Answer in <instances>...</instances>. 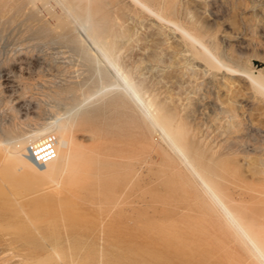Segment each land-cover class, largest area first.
Here are the masks:
<instances>
[{
    "label": "rangeland",
    "instance_id": "rangeland-1",
    "mask_svg": "<svg viewBox=\"0 0 264 264\" xmlns=\"http://www.w3.org/2000/svg\"><path fill=\"white\" fill-rule=\"evenodd\" d=\"M11 3L13 5L9 3L1 5L0 13L6 11L3 10L4 6L8 10L10 6H13L9 12H6L10 14V11L14 10L15 14L12 12L11 16L15 20L18 16L16 14L20 13L22 14L20 16H24L26 19L18 16L24 20H19L18 18V21H15L12 17L10 18L9 14V17H7L6 12L5 15H3L4 12L0 14V16L2 15L0 17V168L3 169L4 157L2 155L4 153L1 149L5 141L11 140L12 137L16 138L22 135L23 132L30 131L35 127L50 124L59 116L64 117L70 126V122H73V124L77 122L71 128V133H73L72 135L75 139L76 151L66 159L67 163L70 162L67 166L68 168H70L71 164L73 165L68 174L59 169H54V171L52 169L46 172L37 169V167L29 168L25 171L28 178L25 175L24 179V173L18 177L19 179L17 178L16 182L18 183L14 181V185L18 188H16L18 191L13 189L12 183L9 186L10 183H7L8 180H6L2 170H0V264H30L31 262L33 264H69L68 261L64 262L66 258L62 259L61 257V260L57 257L63 256L62 254L66 250L67 253L70 252L67 248L72 249L74 245H77L78 248L79 244H76L79 241L78 239H82V242L79 241V243H82V247L80 245L82 249L78 248V251L81 252L77 253L76 247L74 249L77 251V254H81L77 255L74 252L75 250H73L74 255H76L74 257L79 259V261L76 259L78 262H80V256L83 252L84 256V254L91 252V250L93 251V253L91 252L92 255L88 253L87 256H82L81 261L86 264H104L101 261L103 255L105 261L109 259L111 261L115 256V251L121 252V250H117L118 248L122 249L120 244H111L106 239L104 229H100L110 222L106 221L110 220L106 210H103L100 203L95 204V201H88L83 198L82 193H80V197L79 192H77L78 186L74 183L78 178V173L76 174L77 167L82 162V158L85 157L87 160H83L82 163L86 165L89 177L93 180H98L103 185H107L115 179L136 178L139 180L138 192L140 193L141 191L139 199L142 201L140 200L138 214L141 218L151 220L152 223L150 225L151 230L148 228L147 231L144 229V231H140L138 243L140 242L139 245L145 248L150 245L149 241H156L153 243V248L162 251V258L158 264H264V260L258 256L259 252L257 250L254 249V251L253 247L242 243L243 238H245L242 233L237 234V239H234L232 233L228 232V234L221 231L215 226V223H212V216L203 212L200 200L194 199V201L191 199L193 200L191 201L186 198L189 189L185 184L184 177L187 176V171L181 164L176 163L178 160L175 157L168 159L171 150L169 151L165 140L159 137L161 132L153 129L150 122L140 113V108H138L139 106L136 105V102L130 99L123 90L124 87L123 89L119 88L118 85L123 86V84L116 70L109 63L102 60L100 55L91 48L92 46H90L89 42H81L80 39H77L84 35V32H82L84 30L71 21L66 22V25H56V28L54 27L55 25L53 26L55 23L52 24V21H48L53 26L50 29L51 26L47 22L44 12L43 14L35 9L31 10L33 7L28 2H22L26 6L19 1L18 3L17 1ZM21 4L26 8L20 6ZM204 4L205 6H203ZM204 4H202L201 8L195 7L193 3H190L191 8L198 11L202 16V20L203 22L205 21L204 24H206L208 30L214 33L215 43L220 49L218 51L219 53L221 52L220 54L223 53V55H220L223 57L221 58L232 66L251 65L257 70L261 68V74L264 75V0H212ZM28 7L30 8L28 9ZM19 10L20 13H18ZM28 11L32 12L29 13ZM36 14L38 15L36 16ZM28 15L31 19L33 18L32 21L30 17L28 19ZM40 15H42V18ZM38 16L39 19L36 18ZM120 16L123 21H126L127 32L124 37L118 40L121 43L118 45H120L121 51L123 47L127 48L123 49V53H120L118 50L119 56H117L118 52L115 53L114 56L118 62V66L120 65L121 70L128 72L129 75L131 73L130 77L132 76L136 84L140 83L137 88L140 87L141 89L138 88L139 91L143 90V94H146V96H143L145 100L148 98L150 102L153 101L152 107H159L158 109L161 114L164 113L163 115L172 119L174 128L179 127V133L181 132L183 136L181 137L182 141L186 143L187 147H191L194 152L196 151L197 156L209 155L212 148L214 150L215 147L216 149L222 147L218 149L220 153L217 154L221 158L218 157L217 164L227 167L235 173L236 177L238 176L236 187L233 189V197L237 200L236 205L238 203L242 204L238 205L239 209L242 210L241 213L246 210L243 215L240 214V210L238 214L248 216L246 218L257 221L258 224L252 226L250 230L254 234L262 236L264 240V219H262L264 218V158L262 159L264 156V97L257 90L258 94L254 88V90L252 89L251 84H248L246 78H240L239 76H232L231 78L228 75L223 76L222 73L220 74L216 71L212 73L211 71L213 70L207 69L208 67L201 64L189 52L187 53L189 56L187 54L184 55L185 52H179L178 50L181 46L179 45L178 47L180 42L178 43L179 40H177L178 37L175 33H170L168 38L166 35L164 37V34L157 29L158 27L152 19L136 20L123 12H120ZM4 17H7V20ZM35 18L36 20H34ZM145 25H148L147 29ZM129 34L132 36L129 37ZM158 35L163 37L159 36L162 40H160L161 42L154 38H157ZM217 40L219 44H217ZM145 41H148L147 45ZM172 44L173 46L170 49ZM120 47L118 48L120 49ZM159 48L163 51L162 54ZM160 54L163 56L161 57ZM233 57L234 59H232ZM140 59L144 60L141 61ZM140 63L142 64L140 65ZM205 67L206 69H204ZM214 73H218V76ZM149 141H152V144ZM205 142H207V147L209 146L208 148L210 149L206 147ZM218 144L220 145L217 147ZM150 147H152L151 149L154 148L155 151L153 152ZM91 151L98 154L91 155L88 158L86 155ZM224 155L227 157L225 158ZM172 156L174 155L172 154ZM256 156H260L262 161L260 157L258 160ZM249 158H251L252 162L248 161L250 160ZM167 161L170 162L168 163ZM253 161L258 163H254ZM172 162H175V164ZM251 163L253 167H251ZM176 164L180 168H176ZM162 165L170 171L168 169L167 171L166 169L161 170L164 169ZM169 165L173 166L170 167ZM110 169H113V171ZM173 169L175 170L173 171ZM176 169L178 170L176 171ZM175 171L177 173L180 171L178 174L182 176L176 177ZM182 172H185V175ZM27 173H31L30 176ZM155 174L157 175L156 178ZM31 175L33 176L32 179ZM172 176H174V186L169 185L167 187V185H164L161 187L164 180ZM158 179L162 184L157 182ZM61 183H68L67 185L71 186H61ZM20 184L21 188H24V191L23 188H20ZM57 186L61 190L64 189L65 192L69 191V189L70 191L74 189L76 191H72L74 194L70 191L67 192L72 194L70 196L71 194L68 195L62 190L63 194L61 192V195L64 196H61L59 195V191L61 190ZM247 187L251 188L248 189ZM25 188H32L33 192ZM51 189H55L54 191L58 193H55ZM48 190L54 193H50ZM40 191H44L45 194L42 192L43 195H41ZM14 192H21L18 193L19 198ZM46 192L47 194L49 192L50 196L46 195ZM22 193L26 197L27 195L30 197L25 199V195ZM39 194L41 201L36 200ZM42 196H44L46 205L43 204ZM65 196L68 197L64 198L63 201L62 198ZM59 197H62V200H58L57 198ZM79 198L83 200V203H81L82 200H78ZM49 199L55 200L56 203L54 201L50 203L52 200ZM75 199H77V202H75ZM65 200L68 206H70L69 204H73L71 205L72 208L82 206L81 208L79 207L80 210H78V207L74 208L78 212L75 210L77 216H74L73 219L81 222L82 225L89 223V226H92L93 223V228L95 229L91 233L82 235L81 232H78L80 236L77 235L78 233L72 234L73 240H71V236L63 227V224L68 222H66V219L62 220L64 219L62 216L69 208L70 212L72 210L75 213V211L71 206L68 208ZM34 201H37V203ZM19 204L21 208L25 206L27 209H21ZM82 204L84 206H89L90 204L87 207L89 212ZM30 205L31 207H29ZM40 205H42L43 209ZM32 207L34 209L36 207V209H31ZM45 207L48 209H45ZM65 207L67 208L66 211ZM37 208L38 211H44L45 209L44 215H46V221H43L45 219L44 216L43 218L40 217L43 215V211L42 213L39 212L41 215L37 214L40 219L36 217V213L34 215V211L37 212ZM99 211H102L105 216L104 219V216L99 218V215H102ZM48 214L49 216H47ZM32 215L34 216L32 217ZM80 216L83 217L81 218ZM106 216H108V219H106ZM30 219L32 220L30 221ZM49 219L51 222L54 219L57 223L53 222V225H48ZM24 220L27 223L30 222L29 226L26 227L28 228L27 230L22 227L18 228L14 224L15 222ZM95 222L97 223L95 224ZM6 224H8L6 226L8 229L5 227ZM55 224L60 230H57ZM37 226H40L38 228L41 231H38L39 229L36 230ZM47 226H49L51 231L53 230L56 238L61 236L58 238L60 244L54 238L55 236H50L49 232L51 231L49 230L48 232L49 228ZM96 229L97 231L93 233ZM41 232L46 235H40ZM99 234L101 235L99 236ZM172 236H177L175 238L179 245L186 247L185 249L188 251L187 255L176 256L171 252H166L161 240ZM36 237L38 238L36 242L42 244L41 246L35 242ZM50 237L51 240H49ZM66 237H70L69 244L67 243L69 240L67 241ZM84 237L88 238L84 239ZM61 238L64 240H60ZM88 239H91L90 243ZM141 239H144V241ZM31 240L35 244L31 243ZM52 240L56 244L53 248L49 246V244H52ZM75 240L77 241L76 243L73 242ZM71 241L72 247L70 245ZM145 241L148 243H145ZM100 242V245H107L106 247L108 248H110L108 245L111 248L114 246L113 249L110 248V251L114 250V252H110L109 249H107V252L106 247L103 248V246L101 248ZM57 244H59V247ZM35 245L38 248H35ZM83 245L85 250L87 248L89 250H83ZM55 247L59 248V250L55 249ZM127 249L128 247L124 251L127 252ZM102 250L104 253H102ZM57 252H61L62 254H56ZM90 255H94L95 260ZM100 256L101 258H99ZM170 256L171 258L173 257V261L170 259Z\"/></svg>",
    "mask_w": 264,
    "mask_h": 264
},
{
    "label": "bare ground",
    "instance_id": "bare-ground-1",
    "mask_svg": "<svg viewBox=\"0 0 264 264\" xmlns=\"http://www.w3.org/2000/svg\"><path fill=\"white\" fill-rule=\"evenodd\" d=\"M13 1H17V3H18V1L20 3L28 2L33 7V8H31V10L35 9V10H37L39 12H42V13L44 12L45 14L44 13L43 14L46 17L47 22L48 21H52V24L55 23V24H53V26L55 25L54 26L55 28L57 26H59L60 24L64 25L66 22L71 21V22L75 23L77 26H79L80 28H82L84 30V31H82V32H84V35L81 38H77V37L76 38L80 39L81 42H89L91 44L90 46H92L91 48H93L94 51H96L100 55L102 60L106 61V63H109V65L112 66V68L114 70H116V72L118 73L117 75H119L120 79L122 80V84H123V86L122 85H118L119 88L123 89V87H124L123 90L126 92V94L129 96L130 99H133L136 102V105H138L139 106L138 108H140V111H141L140 113L144 116V118L146 120H148L150 122V125H152L153 129L154 130L156 129L157 131L161 132V135L159 137H161L163 140H165V142L167 143V146L169 148V151L171 150V154H170V156L168 155V159L172 158V157H175L176 160H178L176 163L181 164L185 168V170L187 171L188 174H187V176L184 177L185 184H186V186L189 189L188 193L186 195V198L190 199V200L191 199L200 200L202 202L201 203V209L203 210V212H206L207 215H211L212 216V218H211L212 223L213 224L215 223V226L217 228H219L221 231L226 232V233H228V232L232 233L234 239H237L236 238L237 234L242 233L245 236V238L242 237L243 238V240H242L240 237H238V238H240L242 240V243L243 244L245 243L247 246L253 247V250L254 249L257 250V252H259L258 256H260V258H262L264 260V240L262 239V236H259L258 234H254L250 230V228L252 226L257 225L258 222L254 221V220H252L250 218H246L248 216H245V215L241 216V215L238 214L239 210H240V214H242V215L246 212V210H244V212L241 213L242 210L239 209L238 205H242V204L238 203V205H236L237 204V200H236L235 197H233V189H234V187H236V184H237L236 182L238 180V176L236 177L235 173L233 171L229 170L227 167H222V166H219V164H217L218 163L217 160L219 158H221V157H219L220 155L218 156V154H217V153H220V151L218 152V149H221L222 147L216 149V147H215L216 144H215V146H214L215 149L212 150L213 149L212 148L210 150V154L209 155L197 156L196 155V151L194 152L191 147H187L186 143L182 141L181 137H183V136L181 135V132L179 133V130H178L179 127L178 128H174V126H173L174 123L172 122V119L170 117H168V116L163 115L164 113L161 114L160 110L158 109L159 107L158 108H156L154 106L152 107V105H153L152 102L153 101L150 102L149 101L150 99L148 100V98H147V100L144 99L143 96L144 95L146 96V94H143V90L139 91L138 88H140V87L137 88V86L140 83L136 84L134 82V79H132V76L130 77L131 73L129 75L128 72H125V71L121 70V67H120V65L118 66V62L116 61L115 56H114L115 53L118 52V50H119L120 53L121 52L123 53V51H124L123 49L127 48V47H123L122 51H121V47H120V45H118V44H121V43H119L118 40L120 38L124 37L126 35V32H127L126 21H123L122 17L120 16V12L127 13L131 17L135 18L136 20L152 19L155 22V24L157 25V27H158L157 29L160 30L162 34H164V37L166 35L167 38H168V35H170V33H172V32L175 33V35L178 38L176 36H174V37H176L177 40H179L178 43L180 42V44L176 43L177 41H175V43L178 44V47H179V45L181 46L180 49L178 48L179 52H181V53L185 52V54L183 53L184 55H186L189 52L194 58H196L198 61H200L201 64H203L206 67H208L207 69L213 70V71H211L212 73L214 71H216V72H218L220 74L222 73L223 76L224 75H228L231 78H232V76H237V77L239 76L240 78L241 77L246 78L247 81H248V84L249 83L251 84L252 89L254 88L255 91L257 90L264 97V75L261 74V68H259L257 70V69H254L251 65L236 67L234 65L232 66L231 64H228L227 62H225L222 59L223 57L220 56V55H223V53L220 54L221 52L219 53V51H218L219 47H217V45L215 43L216 39H214V37H215L214 33L212 31L208 30L206 24H204L205 21L203 22V20H202V16L200 15V13L198 11L194 10L193 8H191V5H190V3L191 4L193 3L195 7H201L202 8V4L207 3V2L209 3L212 0H0V7H1V5H6L8 3L10 5H13L11 3ZM24 3H22V4H24ZM22 4L20 6H22ZM24 6H26V4H24ZM24 6H22V7H24ZM203 6H205V4ZM5 7L6 6H4V9L3 8L2 9L9 12V10H11L10 8H12L13 6H10L9 10L7 9V7L5 9ZM15 8H13V9H15ZM24 8H26V7H24ZM29 8L30 7H28V9ZM206 11H207V9H206ZM3 12H1L0 14H2ZM5 12H4L3 15H5L7 13V12L6 13ZM12 12L15 14L14 10L10 11V14L9 13L6 14L7 17H9L8 16V14H9L10 18H11L12 17L11 16ZM28 12L30 13L32 11H28ZM33 12L35 13V11H33ZM18 13H20V10H19ZM29 13H27V14H29ZM24 14H25V12H24ZM16 15L20 16L22 14L20 13V14H16ZM16 15H15V18H16ZM37 15L38 14H36V16ZM208 15H209V13H208ZM18 16H17V19L19 18V20L22 19L20 17H24V16H20V17H18ZM25 16H26V14H25ZM34 16H35V14H34ZM41 16L42 15H40V17ZM0 17H2V15ZM7 17H4V18L7 20ZM29 17L30 16L28 15V19H29ZM10 18H9V20H10ZM36 18L39 19V16L36 17ZM36 18L34 20H36ZM12 19H14V18L12 17ZM30 19H31V17H30ZM32 19H31V21H32ZM22 20H24V19H22ZM41 20H43V19H41ZM40 22H38V23H40ZM42 23H44V22H42ZM48 23H47V27H48ZM133 23H135V22H133ZM52 24L49 23L50 26ZM53 26H51L50 29H52ZM142 26H143V24H142ZM147 26L145 27L146 29H147ZM152 26H154V25H152ZM57 29H59V28H57ZM75 30H74V32H75ZM150 30H151V27H150ZM76 32H77V30H76ZM152 32H153V30H152ZM129 35H130L129 37L132 36L131 34H129ZM159 36L161 37V35H158L157 38L154 37V36L153 37L160 41L161 39L159 38ZM174 37H173V39H174ZM161 38H163V37H161ZM147 40H149V39H147ZM154 40H152V41H154ZM147 42L145 41L146 45L148 44ZM217 42H218V40H217ZM217 44H219V42ZM143 45H144V42H143ZM151 45L153 46V44H151ZM172 46H173V44L171 45L170 49L172 48ZM118 47H120V49ZM149 47H148V49L151 48V47L150 48ZM174 49H175V47H174ZM159 50H160V48H159ZM119 52L117 53V56H119V54H120ZM160 52L162 54L163 51L160 50ZM187 55L189 56V54H187ZM162 56L163 55H161V57ZM194 58H193V60H194ZM232 59H234V57ZM235 59H236V57H235ZM142 60H144V59H142ZM147 61H150V60H147ZM143 62H145V61H143ZM142 63H140V65ZM206 67L204 69H206ZM153 69H154V67H153ZM141 73H143V72H141ZM217 74H215V75H217ZM214 78H215V76H214ZM217 80H221V79H217ZM206 84H208V83H206ZM113 87H114V85H113ZM114 90H115V88H114ZM257 91H256V93H257ZM141 92H142L143 95L141 94ZM260 94H259V96H260ZM107 95H109V94H107ZM70 123H71V126L68 123V121H66V119L64 117L59 116V117H57V119H55L50 124L48 123V124H45V125H41V126L35 127L32 130H30V131H27V132L25 131V133L23 132L24 134L22 133V135L17 136L16 138L12 137L11 140L5 141L4 143L2 142L4 144V146L2 147L1 150L4 153L2 155L4 157V159L3 158H1V159L4 160V163H3V169L0 168V170H2L6 180H8L7 183H10L9 186H11V183H12L13 184V186H12L13 189L17 190L18 188L15 187L14 181L16 182L17 178L19 176L23 175L26 170H28L29 168H32V167H37V169H41V170L46 171V172L47 171L49 172L52 169H53V171H54V169H57V170L59 169V170L67 172V174H68V171L71 170V167H73V165L71 164L72 166L70 165V168H68L67 166L69 165L70 162L67 163L66 159L69 158V156L72 155L76 151L75 139H74V137L72 135L73 133H71L72 132L71 128H72V125L74 127L75 126L74 124L77 123V122H75L74 124H73V122H70ZM49 133L55 134L57 136V138H58V143H57V152L58 153H57V156L54 159H52L49 162H47L46 164H37L31 158L30 148L35 142H37L38 140H40L42 137H44L45 135H47ZM0 142H1V140H0ZM149 142H151V144H152V141H149ZM205 145L207 147V142H205ZM219 145L220 144H218L217 147ZM143 146H145V145H143ZM146 147H144V148H146ZM153 147H154V145H153ZM151 148L152 147H150V149ZM208 149H210V148H208ZM151 150H153V152L155 151L154 148L151 149ZM168 153H170V152H168ZM96 154H98V153H96V152L94 153V152L91 151L86 156H88V158H90L91 155H96ZM172 154L174 156H172ZM221 155H222V153H221ZM224 157L226 158L227 156L224 155ZM256 157L259 160L260 156L259 157L256 156ZM261 157H262V155H261ZM261 157H260V159H261ZM251 158H249L250 160H248V161L252 162ZM263 158H264V156L262 157V159ZM163 159H164V157H163ZM262 159H261V161H262ZM83 160H87L86 157L82 158V162H83ZM82 162H80V165L77 167L76 174L78 173V178L74 181L75 185L78 186V191L77 192H79V196H80V193H82V195L84 196L83 198L87 199L88 201L89 200H91L92 202L95 201V204L100 203L101 207H103V210L104 211L106 210V212L108 213V215L110 217V220L107 218L108 216H106V219H108V220H106V219L105 220L108 221V222L110 221V222H109V224H106L104 226V228L101 227L100 229H104V233L106 235V239H108L111 244H114V245L115 244H120V247L122 248V249H119L117 247L118 248L117 250L118 251L121 250V252L115 251V253H114L115 256L112 254L114 256V258L112 257L113 260H111V261H110V259L105 261L104 260L105 259L104 255L103 254H99V255H103L102 258H101V256L99 257V258H101V261L104 264H158L159 260L162 258V251L161 250L159 251L158 249L156 250V248H153V246H154L153 243H155L156 241L153 242L152 240L151 241L148 240L150 245L146 246L145 248H143V247H141V245H139L140 242L138 243V236H139L140 231H142L143 229L145 231H147L148 228L150 229V225L152 223L151 220H148L147 218H141V216L138 214L139 204L142 201L141 199H139V195H141V191H140V193L138 192V190H139L138 189L139 188V180H137L136 178L135 179H115V180H112L107 185H103L98 180H93L92 178L89 177V174L86 171L87 167ZM162 162H163V160H162ZM71 163H73V162H71ZM172 163L175 164V162H172ZM254 163H258V162H254ZM54 164H57V165L54 166ZM156 165H157V163H156ZM225 165H226V163H225ZM75 166H77V165H75ZM157 166H159V164ZM164 166H165V164H164ZM169 166L172 167L173 165L172 166L169 165ZM176 166H177L176 168L179 167V165H177V164H176ZM254 166H256V165L254 164ZM159 167H158V169H159ZM251 167H253V164H252ZM74 168H76V167H74ZM162 168H164L163 165H162ZM261 168L263 169L262 166H261ZM165 169H166V167L164 169H161V170H165ZM167 169H166V171H167ZM33 170H34V168H33ZM110 170L113 171V169H110ZM174 170L175 169H173V171ZM177 170L178 169H176V171ZM181 171H182V169H181ZM175 172H173V173L175 174ZM179 172L180 171H178V173ZM178 173L176 172V174H175L176 177L182 176V175H180ZM30 174L31 173H29L28 176H30ZM70 174H72V173H70ZM170 174H172V173H170ZM25 175H26V173L23 175V177ZM33 175H34V173H33ZM57 175H59V174H57ZM61 176H62V174H61ZM167 176H168V173H167ZM23 177H22V180H23ZM156 177H157V175L155 174V178ZM173 177L174 176L171 177L172 179L171 178H167L166 180H164V183H163V185L161 187H163L164 185H167V187L169 185H171V186L173 185L174 186L175 181L173 180ZM26 178H28L27 175H26ZM32 178H33V176L31 177V179ZM24 179H25V177H24ZM157 182H159V179H158ZM16 183H18V182H16ZM67 184H62L61 183V186L67 185ZM160 184H162V183H160ZM43 185H45V184H43ZM70 186L67 185V187H70ZM20 188H21V184H20ZM39 188L40 187L38 186V189ZM57 188H59L61 190L60 187L57 186ZM57 188H55V189L57 190ZM249 188H251V187H249ZM25 189L32 191V188L31 189L25 188ZM170 189H172V188H170ZM36 190H37V188H36ZM54 190H52V191H54ZM62 190L65 192L64 189H62ZM62 190L59 191L60 192L59 195H61V192L63 194ZM23 191H24V188H23ZM23 191H21V192H23ZM45 191H47V190H45ZM48 191H50V190H48ZM52 191H50V193ZM69 191H70V189H69ZM69 191H67V192H69ZM72 191H76V190L74 189ZM72 191H70V192H72ZM21 192H16V193L14 192V193L18 197V193H21ZM42 192L45 194L44 191H42ZM42 192L40 193L41 195H43ZM54 192H52V193H54ZM67 192H65V193H67ZM169 192H171V191H169ZM40 194L37 196L36 200H40L41 201V198L39 197ZM67 194L69 195L71 193H67ZM23 195H25V194H23ZM46 195L50 196L49 192H48V194L46 192ZM31 196H34V195H31ZM61 196H64V195H61ZM70 196H72V194ZM27 197H30V196L27 195ZM27 197H26V195L24 196L25 199ZM35 197H36V195H35ZM43 197L44 196H42L43 204L46 205L45 201H44L45 199ZM66 197H68V196H65L63 198L59 197L57 199L59 200V199L62 198L63 201H64V198H66ZM24 198H22V199H24ZM74 198H76V197H74ZM49 200H52L50 203H52L53 201L55 202V200H53V199H49ZM75 200H76L75 202H77V199H75ZM78 200L81 201L82 199L79 198ZM193 200H191V201H193ZM34 202L37 203V201H34ZM65 202H66V200H65ZM36 203H34V204H36ZM81 203H83V200H82ZM66 204L68 206L67 202H66ZM84 204H85V202H84ZM51 205L53 206V204H51ZM69 205L71 206L73 204H69ZM77 205H78V203H77ZM194 205H196V204H194ZM36 206H37V204H36ZM40 206L42 207V205H40ZM70 206H68V208ZM89 206H90V204H89ZM89 206L87 205V206H84V207L87 210L88 209L87 207H89ZM243 206H244V203H243ZM29 207H31V205ZM76 207H78V206H76ZM76 207H74V208H76ZM79 207H78V210H80ZM96 207H97V205H96ZM101 207H100V209H102ZM20 208H21V205H20ZM22 208H26L27 209V207H25V206L22 207ZM46 208L47 207H45V209ZM71 208H72V206H71ZM74 208H72V209H74ZM140 208H141V206H140ZM31 209H34V208L32 207ZM35 209H36V207H35ZM42 209H43V207H42ZM45 209H44V211H45ZM66 209L67 208L65 207V211H66ZM69 209L62 216V218H64L62 220L66 219V222H68V223L63 224V227H64V229L67 230V232L69 233L70 236L72 234H77L78 232H81L82 235L83 234L87 235V234L91 233L93 231V229H95V228H93V226H94L93 223H92V226H89V223L87 224L88 225L87 226V225H82L81 222H79V221L78 222L75 221L73 219V217L77 216L76 211H75L77 209H74L75 213H73L72 210L70 212ZM23 210H25V209H23ZM78 210H77V212H78ZM89 210H91V209L89 208ZM42 211L41 210L38 211V208H37V212L38 213L34 211V215H35V213H36V215L39 214V212L42 213ZM44 211H43V215L40 216V217L43 218V216H44L45 219H43V221L44 220L46 221L47 218H46V215H44L45 214ZM23 212H25V211H23ZM46 212H47V210H46ZM48 213H49V211H48ZM60 213H62V211H60ZM83 213H84V210H83ZM85 214L87 215L86 212H85ZM100 214H102V215H99L100 216V217L98 216L99 218H101V216L102 217L104 216L102 211L100 212ZM34 215H32V217ZM39 215H41V214H39ZM39 215L36 216V217H38V219H40ZM47 216H49V214ZM54 216L56 217V215H54ZM89 217H90V215H89ZM213 217H215V218H213ZM42 218H41V220H42ZM78 218H79V216H78ZM81 218H80V220H81ZM104 218H105V216L103 217V219ZM50 219H49V223L50 224L48 223V225H53L54 224L53 222H56L54 220L56 218L53 219V222H51ZM262 219H264V218H262ZM31 220L32 219H30V221ZM83 220H85V218H83ZM96 223L97 222H95V224ZM261 223H262V221H261ZM14 224H16V226L18 228H20V227L26 228L27 226H29L30 222L27 223L24 220V221H19L17 223L15 222ZM14 224H13V226L16 227ZM31 224H32V222H31ZM90 225H91V221H90ZM6 226H8V224H6L5 227ZM38 227H40V226H37L36 230L39 229L38 231H41L40 228H38ZM44 227L46 229L45 225H44ZM47 227L49 228V226H47ZM55 227H56V224H55ZM59 227H60V225H59ZM98 227H100V226L98 225ZM33 228L35 229V227H33ZM27 229L28 228H26V230ZM52 229H53V226H52ZM58 229L59 228H57V230ZM97 229L94 230L93 233H95L97 231ZM49 230L51 231L50 228L48 229V232H49ZM51 232H49L50 236L54 237L55 235L53 234L54 233L53 230ZM64 232L66 233V231H64ZM148 233H147V235H148ZM40 235L45 236L46 234L44 235L41 232ZM59 235H61V234H59ZM77 235L80 236L79 233ZM100 235L101 234H99V236ZM145 235H146V233H145ZM97 236H98V234H97ZM102 236H101V238H102ZM32 237L34 238L33 235H32ZM32 237H30V238L33 239ZM47 237H49V236H47ZM51 237H50L49 240H51ZM60 237L58 236V238H60ZM175 237H177V236L166 237L165 239L161 240L163 242L164 249L166 250V252L167 251L171 252L172 254H175L176 256H178V255L180 256L182 254H183V256L187 255L188 251H187V249H185L186 247L180 246L178 241H176ZM28 238H29V235H28ZM54 238H56V236ZM54 238H52V239H54ZM58 238H56V240H58L57 242H59V244H60V241H59ZM63 238H61L60 240H64ZM85 238L86 237H84V239ZM46 239L48 240V238H46ZM74 239H76V238H74ZM95 239H94V241H95ZM240 239H238V240L240 241ZM71 240H73L72 236H71ZM78 240L82 242V239H78ZM90 240L88 239L89 243L91 242ZM102 240H104V239H102ZM108 240H107V242H108ZM141 240H139V241H141ZM36 241H38V238L35 240V242ZM55 241L52 242L53 246H52V244L51 245L49 244V246H51L52 248L54 247V245L56 246V244H54ZM67 241H68L67 243L69 244L70 237L67 238ZM79 241H78V243H76L77 242L76 240L73 241V242H75L76 244H79L78 248L81 250L82 248H80V245L82 247V243H79ZM142 241H144V239ZM33 242L34 241H32L31 243H33ZM62 242H64V241H62ZM145 243H148V242L145 241ZM157 243H158V241H157ZM33 244H35V243H33ZM59 244H57L58 247H59ZM100 244H101V242L99 243V245ZM141 244H144V243H141ZM37 245L41 246L42 244H38L37 243ZM70 245L72 247V241H71ZM73 245H74V243H73ZM85 246H88V245H85ZM89 246H91V245H89ZM100 246H101V248H102V246H103V248H105L107 245H105V246L104 245H100ZM108 246L111 248L110 245H108ZM155 246H156V244H155ZM74 247H76V250L78 251L77 245H74ZM74 247H72V249L67 248L70 251L68 253L66 252L67 251L66 248H65L66 251L63 254L61 252H57L56 254L61 253L64 256V257L60 256V257H57V258L58 259L59 258L61 259V257H62V259L66 258V260H64V262L68 261L69 264H86L85 262L81 261L82 260L81 258L83 256L84 252L80 256V262H78L79 259L74 257V256H76V255H74V252L75 253L77 252L74 249ZM113 247L111 249H113ZM127 247H128V249H127V252H126V251H124V249L127 248ZM35 248H38V247H36V245H35ZM56 248L57 247H55V249ZM110 248L106 247L105 249L108 252L107 249H109V251H110L111 250ZM40 249L43 250L41 247H40ZM91 249H94V248H91ZM57 250H59V248H57ZM61 250H62V248H61ZM73 250H75V251L73 252ZM83 250H85L84 245H83ZM86 250H89V249L87 248ZM115 250H116V248H115ZM44 251H46V250H44ZM50 251H52V250H50ZM112 251L114 252V250H112ZM112 251H110V252H112ZM48 252H49V250H48ZM62 252H63V250H62ZM79 252H81V251H78L77 253H79ZM91 252L93 253L92 250H91ZM91 252H88V253L90 254ZM92 253H91V255H92ZM102 253H104V251ZM80 254H77V255H80ZM87 254H84V256H87ZM166 255H169V254H166ZM93 256H91V257H93ZM107 256H105V257H107ZM176 256H174V257H176ZM165 257H167V256H165ZM88 258H90V257H88ZM107 258H109V257H107ZM168 258H169V256H168ZM172 258L170 256V259L173 261L174 259H172ZM92 259L95 260L94 257ZM85 261H87V260H85ZM168 261H170V260H168ZM59 263H60V261H59Z\"/></svg>",
    "mask_w": 264,
    "mask_h": 264
},
{
    "label": "built area",
    "instance_id": "built-area-1",
    "mask_svg": "<svg viewBox=\"0 0 264 264\" xmlns=\"http://www.w3.org/2000/svg\"><path fill=\"white\" fill-rule=\"evenodd\" d=\"M58 138L49 133L35 142L30 148L32 160L37 164H46L57 156Z\"/></svg>",
    "mask_w": 264,
    "mask_h": 264
}]
</instances>
